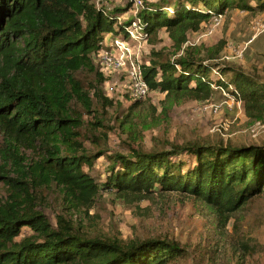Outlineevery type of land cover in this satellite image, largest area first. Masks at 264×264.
Returning a JSON list of instances; mask_svg holds the SVG:
<instances>
[{"label": "trees", "instance_id": "16d2710c", "mask_svg": "<svg viewBox=\"0 0 264 264\" xmlns=\"http://www.w3.org/2000/svg\"><path fill=\"white\" fill-rule=\"evenodd\" d=\"M132 7V0L125 7H97L94 0H0V182L7 189L0 198V264H172L186 253L169 239L124 243L90 236L62 214L54 227L35 209L31 187L55 184L74 208L93 206L101 192L140 202L179 191L227 212L264 192V144L186 142L110 155L84 146L78 131L83 121L74 104L80 101L92 113L93 90L113 102L103 95L106 77L94 56L106 46V35L117 29L128 38V28L140 20L147 40L165 29L180 33L182 45L188 31L210 23L212 15L236 8L262 11L264 0L145 1L135 15L129 14ZM151 54L148 63H140L151 91L202 100L222 87L250 108L264 100V81L236 67L193 56L159 60V52ZM83 74L95 76L87 88ZM103 156L109 163L104 178L96 181L85 166ZM25 228L33 233L18 239Z\"/></svg>", "mask_w": 264, "mask_h": 264}, {"label": "rangeland", "instance_id": "374dc122", "mask_svg": "<svg viewBox=\"0 0 264 264\" xmlns=\"http://www.w3.org/2000/svg\"><path fill=\"white\" fill-rule=\"evenodd\" d=\"M130 2L106 0L102 5L125 7ZM126 18L122 16V20ZM206 23L197 31H188L182 45L177 41L180 33L173 36L165 29H159L152 40L129 38L132 53L124 67L114 70L101 66L102 55L105 51L115 52V40L124 38V32L114 29L106 35V46L94 56L106 77L100 86L103 95L113 102L98 97L93 90L92 113H87L80 101L74 104L83 121L78 131L90 153L102 148L107 150L106 155L126 153L131 147L154 151L186 142L264 144V100L258 108H250L240 99L232 101L222 87H215L211 96L202 100L153 90L131 107L137 100L130 92L131 62L136 66L148 63L151 51L159 52L155 56L159 60L193 56L221 62L264 81V10L229 9L211 33V23ZM80 76L86 88L95 80L91 74ZM214 106H219L218 112L213 111ZM23 152L29 159L36 156L31 149L23 148ZM108 163L107 156H103L92 167L85 166V171L101 181ZM31 192L35 209L44 213L54 227L62 214L90 236L116 238L124 243L147 238L178 242L186 253L172 264H264V192L234 212L179 191L155 194L140 202L101 192L93 206L75 208L55 184L31 187ZM6 196V186L0 182V198ZM31 233L25 228L18 239Z\"/></svg>", "mask_w": 264, "mask_h": 264}, {"label": "built area", "instance_id": "2783aa9c", "mask_svg": "<svg viewBox=\"0 0 264 264\" xmlns=\"http://www.w3.org/2000/svg\"><path fill=\"white\" fill-rule=\"evenodd\" d=\"M105 1L106 0H94V3L97 7H100ZM145 1L146 0H132V12L134 15L137 14L141 9H143ZM224 15L225 13L212 15L210 28L208 29L209 33H211L215 29V27L221 24ZM128 35V38H117L115 40V52L105 51L103 53L101 59V66L103 65L106 70H114L117 68L124 67L126 65L128 55L132 53L131 45L128 42L129 38H135L144 41L147 40L149 37L148 33L145 32L140 20L134 21L133 24L128 28ZM131 65V69L128 72L131 95L136 99L143 98L150 93V86L148 82L144 79L141 64L136 66L133 62H131ZM227 95L230 99H232V101H234V99L236 98L235 95H231L229 92ZM213 111L218 112L219 106H214Z\"/></svg>", "mask_w": 264, "mask_h": 264}]
</instances>
